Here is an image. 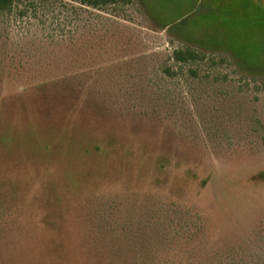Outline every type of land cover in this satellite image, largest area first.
Segmentation results:
<instances>
[{
  "label": "rangeland",
  "instance_id": "1",
  "mask_svg": "<svg viewBox=\"0 0 264 264\" xmlns=\"http://www.w3.org/2000/svg\"><path fill=\"white\" fill-rule=\"evenodd\" d=\"M259 66L264 0H14L0 264H264Z\"/></svg>",
  "mask_w": 264,
  "mask_h": 264
},
{
  "label": "trees",
  "instance_id": "2",
  "mask_svg": "<svg viewBox=\"0 0 264 264\" xmlns=\"http://www.w3.org/2000/svg\"><path fill=\"white\" fill-rule=\"evenodd\" d=\"M76 1L83 6L91 7L94 9H98L100 7H104L110 3H113V0H76ZM13 3H14V0H0V13L10 12L12 9ZM159 19H161V18H159ZM181 21H182V19H176L175 21H171V22L160 21L159 25L163 28H168V29H171V27L173 25H175L179 29V32H177L179 34L178 36L181 39H183V41H185L187 43H198L195 40L188 38L187 36H185L183 33L180 32V31H182V29L184 27V25L180 24ZM199 45H201V44H199ZM202 46H203V44H202ZM229 53L234 58H237L235 53H234V50H232V49L229 50ZM198 57H199V54L190 48H187L186 50L175 51L173 54V59L177 63H186L189 61H195L198 59ZM256 68H258L259 70L260 69L264 70V67L260 68V66H259ZM260 177L262 179H264V172H262L260 174Z\"/></svg>",
  "mask_w": 264,
  "mask_h": 264
}]
</instances>
